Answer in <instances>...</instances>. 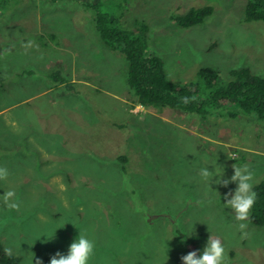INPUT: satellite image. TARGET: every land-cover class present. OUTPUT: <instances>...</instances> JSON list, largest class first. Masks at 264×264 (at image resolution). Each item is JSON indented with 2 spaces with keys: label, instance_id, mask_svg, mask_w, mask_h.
<instances>
[{
  "label": "rangeland",
  "instance_id": "obj_1",
  "mask_svg": "<svg viewBox=\"0 0 264 264\" xmlns=\"http://www.w3.org/2000/svg\"><path fill=\"white\" fill-rule=\"evenodd\" d=\"M1 1L0 166L9 176L0 196L15 191L19 208L0 197V242L20 264L67 255L80 230L95 243L90 264H183L189 252L203 253L211 234L224 244L226 264H264V227L251 223L252 209L245 235L224 207L238 185L199 174L217 168L230 180L233 165L246 164L256 185L264 176V120L235 116L237 107L206 116L137 110L128 62L102 51L111 48L95 30L96 9L84 4L97 0ZM99 3L121 29L148 25L151 52L175 83L197 82L202 67L223 79L243 67L264 76V23L245 21L247 0ZM207 6L213 13L200 24L173 20ZM58 71L75 90L49 78ZM257 145L259 154L247 152Z\"/></svg>",
  "mask_w": 264,
  "mask_h": 264
},
{
  "label": "trees",
  "instance_id": "obj_2",
  "mask_svg": "<svg viewBox=\"0 0 264 264\" xmlns=\"http://www.w3.org/2000/svg\"><path fill=\"white\" fill-rule=\"evenodd\" d=\"M5 1L7 0L1 2ZM84 4L96 9L94 25L100 40L126 58L127 82L134 91L136 104L157 111L171 108L199 116L208 115L211 109L237 107L238 114H234L235 116L254 114L258 119L264 120V76L255 74L252 68L233 69L230 71V78L223 79L220 70L202 67L197 82L175 83L167 74L165 61L151 52L149 27L146 23L137 22L136 30L121 29L99 9V0L94 4ZM212 13L213 8L207 6L193 9L187 16L174 17L173 20L180 26L191 27L204 22ZM245 21L264 23V0H247ZM50 35L57 42L58 36ZM42 43L46 45L45 42ZM48 74L49 78L60 82L61 85L65 84L70 90H75L77 83L68 82L60 71ZM182 97H187L188 102H183ZM121 160L126 162L124 157H121ZM254 191L257 198L251 212V223L264 227V176L254 185ZM5 249L0 242V264L21 263V258L6 253Z\"/></svg>",
  "mask_w": 264,
  "mask_h": 264
},
{
  "label": "clouds",
  "instance_id": "obj_3",
  "mask_svg": "<svg viewBox=\"0 0 264 264\" xmlns=\"http://www.w3.org/2000/svg\"><path fill=\"white\" fill-rule=\"evenodd\" d=\"M181 99L185 103L188 102L187 97H182ZM233 168L234 175L230 180L223 178L224 171L222 175H217V168L215 172L209 171L208 168H202L199 174L205 180L210 177L219 176L220 179L216 180V183L221 184L225 188H227L230 183H236L238 185L234 194L229 192L224 197L227 201V203L224 204V207L232 209L236 221L240 222L238 225L239 230L247 235L245 232L247 228L246 221L249 219L251 209L253 208L257 198V193L254 191L255 173L246 164L243 166L233 165ZM8 176V169L0 166V181L7 180ZM0 197L3 198L4 203L9 209L19 208V198L17 197L15 191H5V194ZM5 251L10 254V249H5ZM94 254V241L89 239L86 231L80 230L79 237L71 243L67 255L57 252L51 258L50 264H90V260ZM181 259L183 264H226L227 251L222 241L211 234L207 241V246L204 248L202 254L198 255L196 251H192L187 255L182 256ZM37 264H42V262L37 261Z\"/></svg>",
  "mask_w": 264,
  "mask_h": 264
},
{
  "label": "crops",
  "instance_id": "obj_4",
  "mask_svg": "<svg viewBox=\"0 0 264 264\" xmlns=\"http://www.w3.org/2000/svg\"><path fill=\"white\" fill-rule=\"evenodd\" d=\"M85 42H84V41ZM92 40H93V42L94 43H96L97 44V46L99 47L100 45V43H99V41H96L97 39H93L92 38ZM84 42V43H83ZM83 43V44H82ZM82 45H88L87 44V42H86V39H84V37H82L80 40H79V47H83ZM102 50H104V49H102ZM111 51H116V50H113V49H108V50H105V52H107V53H110ZM79 54H77L76 56H78ZM79 65V64H78ZM75 81V80H74ZM80 84H81V82H80ZM136 106H137V110L139 109V108H143V106H141V105H137L136 104ZM25 119H27L26 117H25ZM27 120H31V115H29V117H28V119ZM28 123H29V121H28ZM258 146L259 145H257V146H255V147H251V148H249L248 150H247V152H249L250 154H255V155H257V154H259V148H258ZM264 151V150H263ZM263 157H264V153H263V155H262Z\"/></svg>",
  "mask_w": 264,
  "mask_h": 264
}]
</instances>
